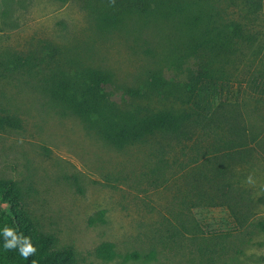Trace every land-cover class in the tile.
Returning <instances> with one entry per match:
<instances>
[{
  "label": "rangeland",
  "instance_id": "1",
  "mask_svg": "<svg viewBox=\"0 0 264 264\" xmlns=\"http://www.w3.org/2000/svg\"><path fill=\"white\" fill-rule=\"evenodd\" d=\"M260 1L186 0L105 27L96 0H0V108L21 121L0 131V179L19 186L75 264H264ZM210 27L225 42L215 56L198 49ZM17 54L32 65L2 70ZM202 56L228 90L189 139L116 146L49 89L51 77L96 70L111 75L106 92L122 108L191 112L185 85ZM226 153L245 163L218 177Z\"/></svg>",
  "mask_w": 264,
  "mask_h": 264
},
{
  "label": "trees",
  "instance_id": "2",
  "mask_svg": "<svg viewBox=\"0 0 264 264\" xmlns=\"http://www.w3.org/2000/svg\"><path fill=\"white\" fill-rule=\"evenodd\" d=\"M186 0H96L94 12L105 27L115 26L119 18L129 12L140 14L161 9L163 6L174 8ZM261 5L260 0H248ZM177 7L174 8L176 10ZM213 29L204 31L203 40L198 49L204 54L215 56L223 48L222 32L212 36ZM235 26L232 33L236 34ZM227 38V34L223 39ZM203 55V53H201ZM205 57V56H204ZM31 58L14 55L6 62H1L2 70L21 69L32 65ZM199 67L191 72L186 83L187 104L191 112L146 110L143 106L122 108L111 100L106 92L112 81L108 73L96 70L85 71L75 75L67 74L56 80L51 77L49 85L52 95L67 104L79 118L86 120L101 132L112 144L122 147L144 141L158 134L191 138L202 123H211L216 115V102L228 90V83L222 75L214 74L211 66L200 58ZM2 73L0 74L1 77ZM78 80V81H77ZM0 108V131L18 129L21 121L13 115L2 113ZM245 163L235 153L221 156L216 168L217 176L228 173L232 166ZM228 187L225 184L223 188ZM264 204V196L259 198ZM258 228L264 233V221ZM108 257L114 256L111 244L103 246ZM35 249V251H32ZM27 253V255H24ZM74 249L58 247L53 235L42 232L26 209L23 194L12 180L0 179V264H75Z\"/></svg>",
  "mask_w": 264,
  "mask_h": 264
},
{
  "label": "clouds",
  "instance_id": "3",
  "mask_svg": "<svg viewBox=\"0 0 264 264\" xmlns=\"http://www.w3.org/2000/svg\"><path fill=\"white\" fill-rule=\"evenodd\" d=\"M32 251H35V249H32ZM24 255H27V253H25Z\"/></svg>",
  "mask_w": 264,
  "mask_h": 264
}]
</instances>
